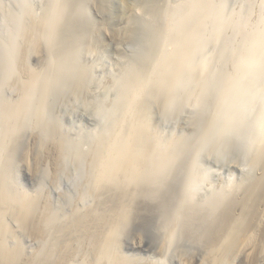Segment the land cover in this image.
<instances>
[{"label":"bare ground","instance_id":"obj_1","mask_svg":"<svg viewBox=\"0 0 264 264\" xmlns=\"http://www.w3.org/2000/svg\"><path fill=\"white\" fill-rule=\"evenodd\" d=\"M51 1L52 6L50 7V4H48L47 7L50 8H45L44 12L40 14L36 13L35 10L33 12L31 8L32 6L26 4L23 12V18L20 16H16L13 12L6 13L5 9L0 10L1 26H8V22L4 19L5 14L7 19L13 20L11 26L6 27V32H0V90L4 85H8V88L10 90L12 88L14 91H17L19 88V94L18 97L15 98V101L7 100L8 98L4 97L0 98V264H103L104 259H106V261L108 262V259L111 258L112 259L109 261H111L112 264H124L126 262L125 259L124 262L118 260L119 258H121V255L119 256L120 253L116 252L117 254L119 253L118 258V256H116L117 254L113 252L117 251L113 249V245L116 243L114 242L116 234L120 232L118 231L120 230L119 227L131 220V214L132 216H135V212H132L133 200L136 197H141L143 198L142 200L145 201L146 198L150 197L148 198L149 201V199H152V196L156 197L157 195H161L157 193H162L158 190L160 187H162L161 185H163V182H166L163 181V179L168 174H170L173 166L172 162L175 161L176 156L181 157V155L183 156L184 154H177V152L179 151V147L182 145L181 143L185 141L182 136L179 135L174 137V133L173 136L167 137V139H164L165 141H163L160 137L158 138L156 133H153L154 131H151L152 129L150 130L151 107L154 104H158V106H160L161 110L164 112H166V109L170 108L171 105V108H177L175 105L176 103H178V100H173V103L174 101L176 102L175 105L171 102H167L168 97H170L171 94L169 92L172 91L173 95L175 96L177 94L180 95V92L178 93V91H176L177 88L178 90H180V87H182L181 89H184L183 91L185 93L181 90V94L183 95H177V98L180 99V97H185L184 100L183 98L180 99L182 100V102H192L194 99L197 102L198 99H203L207 94H209L206 92L208 90V87L212 88V84L208 85V83H210L208 81L210 79L211 81H217L212 78V75L214 74L213 59L215 58L214 56L215 53H217V49L219 53L217 59L220 61H217L218 66L221 61H223L222 63H224L226 62L225 60H227V63H229V60L231 61L233 68L231 73L233 76H231V74L230 76L229 74H222L218 75L219 77L217 76V79L220 78L221 82L223 83L224 87L222 86L221 90L223 92H227L228 95L230 92V94H233L234 97V99L231 100V102H233L231 104V102L228 101L229 99H231V97H228L226 93L225 97L224 95H221L223 94L221 93V91H218V96L220 99H218L217 97L216 101L218 102V100H220L221 104L219 102L217 104H220L221 106L224 102V104H226L228 101L231 104V107L234 104V108L232 107V110L234 111L235 108H238L235 107V105H238V103L241 101L240 104L242 103L241 105L243 106V110L240 109L241 106L236 110L240 109L241 111H246L247 109L245 110V108L251 106V102L253 100H257L258 102V98L255 94L256 92H258L259 94V92H263L264 90L262 89L263 86L261 85L263 80H260L264 77V16L259 17V19L261 18L260 20H258L259 22L256 20L257 22L251 23L250 21H248V17H244L245 14H241V11L233 14L231 13V15L226 14V11H228V9H226L227 6L224 5L225 3L223 0H136L137 2L135 3L134 1L131 2V0H120L123 9L122 16L127 18V26L124 32L125 35H127L128 38L130 37V35H132L130 37L132 38L134 33H136L138 29H143L142 31L144 32V34L148 35V37L144 39L147 42L149 41L147 43L148 46H146L147 53L143 54L142 56L136 55L138 56H135L137 60L134 59L135 57H132L133 60L129 58L132 60V64L133 61H135L136 63L132 66L130 65V62V64H126V67H124V65L123 68H121L122 70L118 68V66L117 69L113 68V70H117V72L119 69V72L115 76L113 74H115L116 72L113 73L111 71H108L109 73H106L107 76H109L110 73H112L113 75L108 77H111V79L109 80L112 84H109H111L112 86L110 85V87L107 88L109 90L117 89L118 92V94H115V96L118 95L116 96L117 98L114 99L116 101H114L113 99V101L110 100L111 103L109 107L113 108H111L112 110L109 108L111 110V114L106 110V112L110 116H113V120L111 121L112 116L107 117L108 114L105 112L104 113L107 115H101L99 113L101 115L100 116L97 113L99 117L102 118L103 116L104 122L102 121V123L103 125L105 123V125H101L103 126L102 128L100 127L101 130H99L101 132H98L99 134H95L94 138L92 137V147H90L89 150H87L85 153L84 151L82 152V150L77 152L79 147L76 148L77 150L74 149L75 147L71 145V139H67V137L65 136L64 139L59 135L61 139H64L61 140L62 142H60L58 140L60 138H55V133L58 134V130L60 133L62 127L56 128L53 126L55 124L53 121V124L51 125L52 122L50 121L49 123L48 120L45 119V115L47 112L46 110L48 109L46 107L48 94L52 93L50 92L52 88L53 90L56 88L55 85L60 82L62 84L63 80L64 83L66 82L65 79H62V81H60L61 79L58 78L70 79L73 73H77L75 75L77 76V78L74 80H76L75 82L77 84L81 83V85H76V87H80L79 90L83 91L84 88L82 89L81 86H85L86 83L89 82L88 80L94 78L92 77V75H94L95 72V69L92 67V65L90 67L88 66L89 64L87 65L86 63L80 61L81 57L79 48H83L85 44L81 47L77 46L78 48L76 47L77 49H74L73 47L75 45L72 43V40H70V43L68 40L69 44H66V38V40L62 41L61 46H59L58 49L57 37L60 36V38L64 39L66 36L64 37L63 35H68L69 32H71L70 28L74 27L73 25H75L78 16H83L82 9L80 7V9H74V5L71 6L72 3L75 2V0ZM69 1H71V3H69ZM97 1L98 3H104L103 5L107 6L105 2H108V0ZM250 3H252V1H250ZM255 5H257V3ZM72 7L74 10L72 9ZM102 8L104 7L102 6L101 9ZM239 10H241V8ZM138 11H141L139 12L140 15L138 14V17L140 16L139 18L136 17V12ZM105 12L107 11L105 10ZM259 12H261V10ZM64 13H67V15L69 16V19L67 18L69 22L65 20L63 16ZM124 13L126 14L125 16ZM250 15L248 16L250 17ZM258 15L259 14L257 13V16ZM250 19L252 20V17ZM65 22L67 24H64ZM71 23L72 25H70ZM105 26L106 25H104L103 27ZM246 26H248V28ZM77 27L75 26L73 30H75V28ZM76 30L75 32H77ZM67 31L68 33H66ZM233 31L237 34L239 33L240 37L238 36L239 40L237 41L239 42V44L233 43L231 40V36H229V33ZM79 34V39L81 37L85 38L89 36V34H83V31H81ZM115 34L116 36L119 35L118 33ZM124 37L125 36H123V38ZM75 38L71 39H73V41L75 42ZM78 38L76 39L78 40ZM90 40H92V38ZM83 41H86V39H84ZM212 42L215 44L214 46H212L213 48L208 47V44H211ZM71 43L73 44V47H71ZM8 44H10V46H8ZM87 45L88 44H86V46ZM213 50L215 52L214 54ZM84 52L91 53L90 49L88 51L85 50ZM212 56L214 58H212ZM32 57L41 64V69L38 70L37 68V70H35L36 67L27 64V60ZM69 63L72 67L69 65ZM230 64L227 65L229 66ZM28 65L30 67H33L34 69L30 68ZM105 71L106 70L102 72L105 73ZM234 74H236V79L234 78ZM20 75L23 77H21ZM95 75H97V73ZM108 78L106 79L107 81H109ZM57 79L60 82H55L57 81ZM179 79L181 81H178ZM222 79H224L225 81ZM77 80H79V82ZM105 82L106 81H104V83ZM179 82H181L182 86ZM53 83L56 84L53 85ZM73 83L74 82H72V84ZM217 83L218 85H221L219 82H216V84ZM258 83L260 84V88H256L259 85ZM90 84L89 86L91 87L92 85L94 86L95 84H97V82H95V84L92 83V85ZM109 84H105L104 86L102 83V86L105 88L103 90H106V86H108ZM114 86L116 87V89H114ZM213 86H215V84H213ZM13 87L18 88L14 89ZM76 87H74V91H76ZM224 88L225 90H223ZM108 89L106 90V92L109 91ZM258 89L260 91H258ZM69 90L71 91V89ZM103 92L105 93V91ZM213 92H210V95H212L211 93ZM15 93L17 95L18 92ZM38 94L39 96H41V99H38ZM192 95L195 96L194 99H192ZM191 96L192 100L190 99ZM227 97L229 99H227ZM207 98L206 101H211V96L209 100H207ZM238 99L239 101H237ZM213 100L214 97H212V101ZM235 100L237 101L236 104L234 103L236 102ZM200 101H198L197 103L198 106ZM182 102L180 104L181 108H183L184 110V106H186L188 103L182 106V104H185ZM203 103L204 101L202 102V104ZM229 103H227L226 106L229 105ZM244 103L246 104L245 107ZM191 104L195 105L196 103H190V105ZM116 106L119 108H117V112H119V114L115 113ZM158 108L159 107H157V109ZM171 108L168 109L167 112L169 110V112H171ZM261 108L262 109L259 111V114H257L255 123L252 127L254 133L249 138V143L243 148H240V144L242 141H238V139L240 140V134L237 135V133L240 132V129L238 127H233L234 125L237 126L236 122H238V120L236 119V122L234 123L230 122L233 124V126H231L228 121L225 120V118L227 119L228 116L232 117V115H234L235 112L232 114L231 108L230 110L227 109L226 111L224 109V111L226 112L224 113L223 111L222 113V115L224 114L222 117L224 118V120L222 119L223 121L221 120V122H219V120L217 122L218 125L220 123L222 124V122L224 124V121L225 123L227 122L228 131L229 129L230 131L232 130V132L234 130L237 131L235 134L236 137L239 136V138L237 137L238 139L236 138L235 141H232L231 137L229 135H226L228 134V132L226 131V134L224 133L225 131L223 130V128L221 129L223 133L220 130L217 131L216 134L212 133L216 138H218L217 143H224L226 145L225 146L223 144H220L219 147L214 144V150L215 148L217 150V147L221 148L222 146L224 151H226L227 149L229 150V148L232 147L234 149V152L239 150L243 155L244 160L248 163L250 172L247 175L245 174L246 176L243 175V177H245L243 178L242 185L238 184L239 188L238 185H236L237 187L235 189L231 188V182H228V184L225 186L221 185L220 187L222 188L217 190L214 189L217 192L208 193L207 195L205 194L206 196L201 198L198 197V195L201 191L200 185L202 184V180H204L205 176L203 174L204 177H194V175H192L194 172L191 171L190 173H193L189 176L187 186L184 190H182V194L180 195V197L178 196V199L181 198V203L180 205H178L179 208L175 209L173 212L171 220L173 225L171 228H173L174 230L172 229L173 231H169V234L166 235H162L163 233L161 232V236H164L163 240L165 242H168V245H170V242H173L174 237L179 234V229L183 227L180 226L185 225H180V221L182 218L181 214L186 212V215H184L188 216V218L191 219V222L195 219V217H198V219L196 218V221H198L199 217L201 216L202 218H204V221L207 220L206 222H208L209 224V229L212 231V234H209L212 235L210 236L211 238H209V241L211 240L212 244L214 243V246L205 244L206 247H209H205L206 249L204 250L203 258L197 264H226L227 261H225L226 263H224V260L227 259V256L225 258V255H229L226 253H228L229 251L231 252V250H233L234 248L238 249L241 255H250L251 252L262 253L258 256H263L264 254V241L260 245H258L257 243V236L259 237V235H257V232L259 231V229L263 230V228L261 227H263L262 219L264 215V197L261 198L263 200V203H260L261 207L258 205L259 203H257L260 200L258 197H262V194H259L261 192H264V107ZM94 109L95 108H93L92 111H94ZM96 110L98 109L96 108ZM227 111L229 112V114H227ZM176 113L181 114L182 112ZM115 114L117 116L114 117ZM197 114L199 113H196L195 115L193 114V116L190 115L192 117L188 121V123H190L189 125L190 127L192 126V128L195 127L196 124L198 125L199 119L196 117ZM244 114L245 113L239 112L235 113V115L239 117V121H243V119L247 117V113L245 115ZM239 115L243 119H241ZM210 117L211 120L208 122H212L214 120L212 118V115H210ZM105 118L108 119H106L107 122H105ZM109 118H111V122H109ZM185 119L186 118H184V120ZM216 120L217 119L215 118V122ZM55 122L57 124L58 121L56 120ZM207 124L208 126L210 125L209 123ZM212 127L208 128L211 130ZM237 128L239 129V131L236 130ZM24 131L36 132L34 133L37 135V137L35 136L34 138H37V140L34 139V143L36 142L35 144L37 146V151L40 150V156L38 157H41V152L45 150V148L43 147L46 146V142L49 143L51 148L49 149L52 150L53 153L55 152L54 155L51 156V162L55 163V166L53 167L54 170L56 169V171L59 170V165L61 167L65 164L61 163L64 156L67 155L69 157L65 158L64 160L71 159L70 155L72 154L73 150L74 153H81L83 157H87L88 159L85 160V162H88L86 164L87 169L85 172L83 170L84 165L82 166V164L85 163L80 161L83 159L82 156H77V158L74 156V158H72L73 160L75 158L78 159V161L76 159L75 161H77V165L81 167L76 168V171L78 172L76 175L73 174L74 176H72V178L74 186H77H75L74 188L75 192L78 193V196L76 197H78L79 201L83 203L81 205L76 204V206H73L72 211L69 210V213H71L68 216H66L67 214L61 213L62 216L60 215V217L66 216V218L65 220L63 219L64 222H60V225L58 224L59 221L57 222L55 220V216L58 213L57 211H61L64 209H59L55 212L50 205L51 203H49L48 199L50 198H46L47 195L45 196L46 203H44V196L42 197L44 193L42 194L41 192L42 195L40 193V195H38L37 192L35 194H31L28 191L15 190V188H13V184L9 183L10 178L8 177V175L9 173H11V171L15 173L14 157H16L15 154L20 145V136ZM32 132L29 133V135H32ZM201 133L199 134L202 135L203 133ZM224 134L226 135V137L228 136L227 139ZM235 134L232 136L235 137ZM211 136H207V139H211L213 144V142L215 141V137ZM223 137L224 139H226V141L223 139ZM220 138L221 140H219ZM229 139L232 141V143ZM187 143L188 141L186 142V144ZM228 145L230 147H228ZM71 148L73 149L72 151ZM232 148L230 150H232ZM80 149L81 148H79V150ZM48 153L52 155L50 151L47 152V154ZM217 153L219 154L218 151ZM22 154L25 171L29 174L31 168L26 163L27 160L25 161V159L27 158H25L26 155L24 156V153ZM43 157L41 159H44L46 161V159L49 158V155L47 156V158ZM37 159L39 161L40 158H36V160ZM41 159L38 164L36 163L37 165L34 166V169L36 171H40L38 170V168L40 166L39 163L42 162ZM49 162H46V165L47 163L50 165L52 164L51 162ZM76 163L73 164L76 165ZM44 165L45 163L43 164V166ZM66 166L68 165L66 164ZM63 168H65V166H63ZM44 171L45 173L51 174L50 169V173L46 172L47 170ZM41 172H43V170ZM252 173L257 174V176L254 175V178L251 175ZM52 175H55V173ZM66 175H68L67 172ZM186 175L185 179H187ZM41 179L42 178H40V180ZM166 179L169 182L170 180L172 181L171 178ZM8 185H11L12 189L17 193L15 191L11 192ZM42 186L43 185H40L38 187L40 188ZM39 191H41V189H39ZM236 192H238L237 198H239L240 200L234 199L236 198V195L234 194ZM240 192L241 195L239 196ZM231 193L232 195H230ZM67 196H69V200H74L75 196L73 197V199H70L71 195ZM91 197L92 199H98L97 202L101 205V208H99V210L98 208H93L94 205H91V203V206L86 207L87 201L91 199ZM196 198H201V201H197ZM41 200L43 202H41ZM93 200H91V202H93ZM136 200L134 202L138 203V201ZM140 200L141 199L139 198V202ZM177 201L178 200H176V202ZM134 205H136V203ZM137 205L140 206L139 204ZM256 207H260V212L255 211L258 209ZM216 209H219L218 211L220 212L221 210H223V212H225L224 215L227 216V221L223 226L218 225L216 221V219L218 220V218L215 217ZM218 211L216 212V214L218 213ZM54 213L56 214L54 215ZM60 217H58V219ZM53 218L55 220V223L58 224V226L56 227L57 224L54 223V228L52 226ZM163 218L166 219V217L164 216L162 217V219ZM194 221L193 226L194 223H196V221ZM222 221L223 220H221V222ZM186 222H188V220ZM201 223H203V221H201ZM168 225L170 226V224ZM190 226L192 227V225ZM185 230L186 229H184V231ZM17 232H21L26 235L29 234L32 236V238L36 239V241L40 243V247L37 248L38 250L33 251L34 254H26L27 256H24V247L20 242L21 240L17 235ZM69 235H73L72 238L73 240L78 242L77 244L81 242L80 244L82 245V247L86 246V249L88 248L87 250H89L92 258L94 257V259H91L90 257L89 259L91 261H85L84 258H82L83 261L79 259L80 261L76 263L77 261L74 258H76L79 254L77 250L81 247L79 244L78 249L76 248L75 251L74 248L73 251L70 250V247L72 246L69 245V242H71V237L68 238ZM8 236L10 238H12L13 236L14 244L10 242L12 245H8V240L6 241ZM262 237H260V239ZM73 240L72 244H75L73 243ZM84 244L86 245L84 246ZM166 245L167 243L165 244V246ZM83 250H85V248ZM74 253L75 255L77 253L78 254L75 256ZM87 254L90 255L89 253ZM88 257H86V259H88ZM256 257L257 256L253 258ZM228 258L229 260L231 259L230 257ZM258 258H256V260ZM251 260L253 261L252 258ZM256 260H254L255 263ZM260 264H264V261H261Z\"/></svg>","mask_w":264,"mask_h":264},{"label":"rangeland","instance_id":"obj_2","mask_svg":"<svg viewBox=\"0 0 264 264\" xmlns=\"http://www.w3.org/2000/svg\"><path fill=\"white\" fill-rule=\"evenodd\" d=\"M133 1H134V3L137 2L136 0H131V2H133ZM223 1L225 3L224 5L227 6V7L225 6L226 9H228V11H226V14L231 15V13L233 14V13H237L238 11H241V14L242 15L245 14L244 17L245 18L248 17L249 18L248 21H250L251 23L257 22L258 20L261 19V18L259 19V17L264 16V9H263V7H264L263 2L264 1L263 0H261L262 4L260 3V0H256V1L250 0L254 4L250 3L249 0H223ZM120 2H121L120 0H110V1L108 0V2L107 1L105 2L107 4V6H106V5H103L104 3H101V2H100L101 3V5H100V3H98L97 0H75V2H73L71 6L74 5V9L80 7L82 9L83 16L81 17L79 15L78 19H77V21L78 20L79 21L78 22L76 21V23L75 22H72V23H75V25H73L74 27L79 26L77 28L79 30L83 31V34L84 33L87 35L89 34V36H87L85 38L83 37L84 39H86L87 42L83 41L84 39L82 37H81L82 40H81V38L80 39L78 38L80 35L79 33L81 31H79L77 28H75V30L77 29L76 30L77 32H75V30H73L74 29L73 26H70V27H73V28H70V31L72 32V34H71V32H69L70 35L64 34L63 36L64 37L66 36L65 38L63 37L64 39H62V38H60V36H58L60 38V40L57 37L58 49H59V46H61L62 41L66 40V38H67L66 44H69L70 40H72V43L75 46L73 47V44L71 43V47H73L74 49H77L79 46L81 47L85 44L83 46V48H79L80 49V57H81L80 61L83 63H86L87 65L89 64L88 66H90V67L92 65V67L95 69V70L93 69L95 71L94 75L96 73L98 75V76L92 75V77H94V78L90 79L93 84H95V82H97V84H95L93 86L91 81L88 80L89 82L86 81L87 83L85 86L88 87L90 83H91L90 85H92V86L88 87L89 90L87 87L81 86L82 89L84 88L83 91L79 90L80 87H78V88L76 87V85H78V86L81 85V83L77 84L75 82L76 80H74L77 78V76H75L77 73L76 74L73 73L74 75L72 74L70 79L58 78V79H61L60 81H62V79H65L66 82L64 83V80H63L62 84H61V82L58 79H57V81L54 80L55 82L58 83V81H59L60 83H58L57 85H55L56 83L55 84L53 83V85H55L56 88H55V86H54V88H55L54 90L52 88L53 91L52 90L50 91L52 93H50L51 95L48 94V100L46 101V107L48 109L46 110L47 112L45 115V119H47L49 123H50V121L51 122L53 121L55 124H56L55 121L57 120L58 121L57 124L56 125L54 124L53 126L56 128L62 127V130L60 129L61 132L59 133V130H58V134L55 133L54 137L58 139L60 137L64 138V136H65V137H67V139L68 138L71 139V141H72L71 145H73L75 147L74 149H76L77 147L81 148L80 150L78 148L77 152L82 150V152L84 151L86 153V151L89 150L90 147H92L91 146L92 145L91 141L93 140L92 137L94 138L95 134H99L98 132H101V131H99V130H101L100 127L102 128L105 125V123H104V125L102 123V121L104 120L103 116L101 118V117H99V115L100 114L101 115H103V114L107 115L108 113H110L111 110L113 109L112 107H109L110 103H111V101H113L114 99L117 98L116 96H118V95L115 96V94H118L115 86H114V89H116V90L111 89L113 87L110 88L111 90L108 89L110 87V85L112 84L109 80V79H111V77L108 78L109 76L112 75V73H110V75L107 76V74L109 73L108 71H111L113 73L116 72L115 74H113L115 76L119 72V69L117 72V70L115 71V70H113V68L117 69V66H118V68L121 69V68H123L124 65H125L124 67H126L127 66L126 64H130V62H131L130 65L132 66V65L136 64L135 61H133V64H132V60H133L132 57H135L136 55L142 56L143 54L147 53L146 46H148L147 43L149 41L147 42L146 40H144L148 37V35L144 34V32L142 31L143 29L142 30L138 29L136 32L137 35H136V33H134L132 38H130L132 36V35H130V37H129L130 39L128 38L127 35H125L124 32H125V28L127 26V18L122 16L123 15L122 14L123 9H122V4ZM69 3H71V1H69ZM256 3H257V5H255ZM26 4L32 6L31 8H32L33 12L35 10L36 13L40 14V13L44 12L45 8L48 9L52 6V1L51 0H46V1L45 0H0V10L5 9L6 13L7 12H13L16 16H20L23 18V14H24L23 12H24ZM48 4H50V7H47ZM120 4H121V6H120ZM99 6H100V8H99ZM102 6L104 8L101 9ZM109 7H111V8H109ZM238 8L239 9L241 8V10H239ZM72 9H73V7H72ZM104 9L107 12H105ZM260 10L262 13L259 12ZM139 12H141V11L136 12V15H137L136 17H138V14L140 15ZM247 12H251V13H247ZM257 13L259 14L258 16H257ZM247 14L248 15L251 14L250 17ZM104 15H106V16H104ZM125 15L126 14L124 13V16ZM63 16H64L65 20H67V18L69 19V16L67 15V13L66 14L64 13ZM251 17H252V20L250 19ZM254 18H256V19H254ZM4 19L8 22V26H6V27H10L11 24L13 23V20L7 19L6 14L4 15ZM67 22H69V21L67 20ZM72 23L70 25H72ZM64 24H67V23L65 22ZM102 25L103 26L106 25V26L103 27ZM99 26L101 27V29ZM6 27H3L0 25V32L1 33L6 32V30H7ZM246 27L248 28V26H246ZM139 30H140V32H139ZM122 31H123V33H122ZM66 33H68V31ZM115 33H118L119 35L116 36ZM77 34H78V36H77ZM229 34H230L229 36H231L232 42L239 44V42H237L239 40V37H240L239 33L237 34L236 32L233 31ZM72 35H74V36H72ZM120 35H122V36H120ZM123 36H125V37L123 38ZM75 37L78 38V40ZM71 38H75L74 39L75 42ZM91 38L93 41L90 40ZM68 40H69V43H68ZM59 41H61V42H59ZM86 44H88V45L86 46ZM214 45L215 44L212 42L211 44H208V47L213 48L212 46H214ZM8 46H10V44H8ZM60 48H62V47H60ZM89 49H90L91 53L84 52L85 50L88 51ZM15 50H16V48H15ZM144 51H146V52H144ZM215 52H216V49H215ZM215 52L213 50V54ZM218 54L219 53H218V49H217V53H215V56H214L215 58L212 56V58H214L213 59V72H214L213 75H214V77L212 75V78H214L217 81H214V80L211 81V79L208 81V82H210V83H208V85L212 84L211 85L212 88L208 87V90L206 92V93H209V94H207L208 96L205 93V95L208 98L204 95L205 97L203 99H200L201 101L198 99V101L201 102V103L199 102V106L197 104L198 101L196 102L194 99L195 98L194 95H192L193 98H192V96L190 97V99L191 98L194 99L192 102H190L189 100H188L189 102H187V101L182 102V100H180V99L183 98V100H184L185 97H180V99H178L177 98L178 94L175 96V95H173V92L171 91L169 93H171L173 96L170 94V97H168L167 103H170V102L173 103V100H175V101L178 100V103H176L175 101L173 103L174 105L176 103L175 106L178 108V111H177V108H175L176 110L173 109V107L171 108V106H172L171 105L170 108L172 109V111L169 112L170 111L169 110L167 112V110L170 109V108H168V104H167L168 109H166V112L162 111L160 106H158V104L157 105L154 104L151 107V124H150L151 127H150V130L152 129L151 131H154L153 133H156L158 138L160 137L161 140H163V141H165L167 139V137L173 136L174 133H175L174 137L179 136V135L182 136L185 141H183V143H181L182 145L179 147V149H178L179 151L177 150L178 151L177 154L179 155V154L184 153L185 155L183 154V156L181 155V157H179V156L175 157V161L172 162L173 166H172L170 174H168L163 179V181H166V182H163V185H161L162 187H160L158 190L159 192H162V193H157V194H161V195H159V196L157 195L156 197L152 196V199L151 200L149 199V201H148V198H150V197L146 198L147 200L145 199V201L142 200L143 198L139 197L141 199L140 202H139V198H137V197L133 200L132 212H135L134 213L135 216H132V214H131V216H130L131 220H129V222H126L127 223V224L125 223L126 225L123 224L119 227L120 230H118V231H120L121 233L118 232V234H116L115 241H114L116 243L114 244L115 246L113 245V249L117 250V251H113V252L115 254H117L116 252L120 253V254L119 253L118 254H119V256L121 255L120 256L121 258H119L118 254L116 256H118V258H119L118 260H121V262L122 261L124 262V259H125L126 262L124 264H126V263L127 264L128 263L129 264H152V263H154V264H197V263H199V261L202 260V258H203L204 250L209 247V246L206 247V245L214 246L213 245L214 243L212 244V241L211 240H210L211 242L209 241V238H211L210 236H212L209 234H212V231L209 229L210 227H209L208 222H206L207 220L204 221V218H202V216L199 217L198 221H196L198 219V217H195L194 220L196 221L197 225H196V223H194V226H193L194 220L191 222V219H189L188 216H185L186 212L181 214L182 218L180 221V225L181 224H185V225L180 226V227L183 226L182 227L183 229L182 228H180L181 230L179 229V231H178L179 234H177V236L174 237L173 242H170V245H168L169 244L168 242H165L163 240L164 236H161V232L163 233L162 235H164V234L166 235V234H169V231H171L173 229V228H171L173 225L172 221H171L172 216H173V212L175 209L179 208L178 205H180V203H181L180 202L181 198L178 199V196L180 197V195L182 194L181 193L182 190H184L185 187L187 186L189 176L193 172L194 173L192 175H194V177L203 176V174H204L205 178H204V180H202V184L200 185L201 191L199 192L200 194L198 195V197L202 198V197L206 196L208 193L217 192L216 191L217 189L222 188V187H220L221 185L225 186L228 184V182H231L230 183V185L232 186L231 188L236 189V187H237L236 185H238V184L242 185L243 178L247 174H249V172H250L249 165L244 160L243 155L241 154V152L239 150L234 152L233 151L234 149L231 147L232 150H230L231 148H229V150L227 149L226 151H224L223 147L221 146V148L217 147V150L215 148V150H216V152H215V150L213 149L214 144L216 146H219L220 144H223V145H225V144L224 143H217L218 138H216L213 134H216V132L219 130L222 132L221 129L223 128V130L225 131L224 133L226 134V131H227L228 134H226V135H229L231 137L232 141H235V139L237 137L239 138V136H240V140L237 138L238 141H242L240 144V148H243L245 145H247L249 143V138L254 133V131L252 130V127H253V124L255 123V118H256L257 114H259V111L262 109L261 107H264V90H263V92H259V94H258V92H256L255 95L258 98V102H257V100H253L251 102L252 105L249 103L252 107L251 106L248 107V105H247L248 108H245V110L246 109L247 110L241 111L240 109L243 110V106L241 105L242 103L240 104V102H241L240 101L238 103L239 106L235 105V107L239 108L241 106V108L239 110H236L238 108H235L233 111L232 107L234 108V106H233L234 104L232 105V107L230 106L233 103V102H231V100L234 99L233 94L231 95L229 92V95H228L227 92H223L221 90L223 83L221 82L220 78H219L220 80L217 79L219 77L218 75H222V74H227V75L229 74V76H230V74L232 73V70H233L232 63L229 60H228L229 63H227V60H225L226 62H224V63H222L223 61H221V63L223 65L220 63L218 66V62H220L217 59ZM136 57H138V56H136ZM136 57L134 59H136ZM129 58H131L132 60ZM97 63H98V65H97ZM27 64H29L30 66L32 65L33 67H36L35 70H37V68H38V70L41 69V64L39 62H37L33 57L29 58L27 60ZM227 64H230V65L228 66ZM69 65H70V63H69ZM130 65H128V66H130ZM33 67H30V68H33ZM224 67H225V69H224ZM230 69H231V71H230ZM104 70H106L105 73L102 72ZM231 76H233V75L231 74ZM235 76H236V74H234V78L236 79L237 77H235ZM21 77H23V76H21ZM89 77H88V79H89ZM107 78L109 81L106 80ZM226 78H228V77H226ZM93 79H95V80H93ZM97 79H99V80H97ZM180 79L178 81L182 80V79L181 80ZM222 80H224V79H222ZM260 80H263L261 85L263 86L262 89H264V77L261 78ZM77 81L79 82V80H77ZM104 81H106V82L104 83ZM72 82H74V83L72 84ZM101 82L103 83L104 86H105V84L107 85V84L111 83L108 86H106V90L107 89L109 90L108 92H106V90H103L105 88L102 86ZM216 82H219L221 85H218V83L216 84ZM179 83L182 86L181 82H179ZM84 84H82V85H84ZM213 84H215V86H213ZM177 85H178V83H177ZM259 86H260V84L256 88H260ZM74 87L77 88L76 91H74L75 90ZM13 88L17 89L16 87H13ZM181 88L182 87L179 88L180 90H178V88H177L176 91H178V93L180 92V95H183V94H181V90H182V92H184L183 91L184 89H181ZM216 88H218V89H216ZM69 89H71V91ZM11 90L14 91L12 88H11ZM11 90L8 88V85H4L2 87V89L0 90V98L4 97V98H8L7 100L15 101V98H17L18 94H19V88L17 91H14V92H12ZM213 90H214V92L216 91L217 94H216V92L214 93ZM223 90H225V88ZM103 91H105V93ZM218 91H221V93H223L221 95L225 96L227 94L228 97L230 96L231 99H229L228 97H227V99H229L228 101H230L231 104L227 100H226L227 103H229V105H227V106H226L227 103L224 104L225 102L223 103L224 105L222 104L220 106V104H221L220 100H218V102L220 104H217L218 103L216 101L217 97H218V99H220L218 96L219 95ZM258 91H260V90L258 89ZM15 92H18L17 95ZM210 92H213L211 94L212 95L214 94V95L213 96L210 95ZM252 92H253V90H252ZM180 95H178V96H180ZM210 96H211V101L209 100ZM38 97H37L38 99H41V96H39V94H38ZM212 97H214L213 101H212ZM206 98H207V100H209V102L206 101ZM46 99H47V97H46ZM224 99H226V98H224ZM114 101H116V100H114ZM180 101L182 103H185V104H182V106H184L188 103L186 106H184V110H183V108H181V104H180L181 102ZM203 101H204V103L202 104ZM237 101H239V99ZM237 101L234 103L236 104ZM47 103H48V106H47ZM190 103H194V104L196 103L197 105L196 104H195L196 106L193 104L190 105ZM179 104H180V106H179ZM245 106H246V104L244 103V107ZM157 107H159V108L157 109ZM93 108H95L94 111H92ZM96 108L98 110H96ZM109 108L110 109L112 108V109L110 110ZM117 108L118 107L116 106L115 113L119 114V112H117ZM230 108H231L232 114L234 112L235 113L236 112L245 113V114L247 113L246 114L247 117L245 119H243L239 115L241 117V119H243V121L241 120L242 122L239 121V119H238L239 117H237L238 113L236 114L237 116L234 113L235 117H234V115H232V117L228 116L227 119L225 118V120H227L231 126H233L232 123L236 122L235 121L236 119L238 120L239 123L236 122L237 126H235V125L233 126V127H238L240 129V132L237 133V135L238 134H240V135L237 137L235 134L237 131L234 130L232 132V130L230 131V129L228 131L227 122L225 123V121H224L225 126H224L223 122H222V124L220 123L219 125L217 122L219 120H220L219 122H221L222 119L224 120V118H222L224 114L222 115V113H223L224 109L226 111L227 109L230 110ZM179 109H180V111H179ZM95 110H96V112H95ZM106 110L109 112L107 113ZM192 110H193V112H192ZM225 111H224V113H226ZM228 111H227V114H229ZM94 112H95V114H94ZM104 112L107 114H105ZM176 112H180V113L182 112V113L177 114ZM97 113L98 114L100 113V114L98 115ZM196 113H199L196 116L199 119L198 120L199 122H198V125L196 124V126L192 128V126L190 127V125H189L190 123H188V121L191 119L193 114L195 115ZM190 115H192V116H190ZM210 115H212V118L214 119V120L212 119L213 120L212 122H208L211 120ZM244 115H243V117H244ZM111 116L109 114L107 115V117H111ZM115 116H117V115L115 114L114 117ZM225 116H227V115H225ZM104 117H106V116H104ZM183 117L186 119L184 120ZM215 118L217 119L216 122H215ZM106 119L107 118H105V122H107V120H108V119L107 120ZM110 119L111 118H109V122H111L113 120V116H112L111 121H110ZM53 122L51 123V125L53 124ZM230 122H232V123H230ZM207 123H209L210 125L208 126ZM101 125H103V126H101ZM208 127L209 128L212 127V129L210 130ZM233 127H231V128H233ZM238 128L236 130L239 131ZM31 132L30 131H24L20 136V140H19L20 145L16 151V154H15L16 157H14L15 173L12 171H11V173H9V175H8V177L10 178L9 183L13 184V186H14L13 188H15V190H24V191H28L31 194H35L37 192L38 195H40L41 192H42V194L44 193L43 195L41 194L42 197L44 196V199H45V200L43 199L44 203H46L45 202L46 198L47 199L50 198V199H48L49 203H51L50 205H51L53 211H55V212H56V210L64 209V210H61L62 212L57 211L58 215L56 213H54V215L56 214L55 220L57 222L59 221L58 224L60 225V222H62V221L64 222L66 216L70 215L71 212L69 213V210L72 211L73 206H76V204L81 205L83 203V202L81 203L79 201L78 197H76V196H78L77 195L78 193L75 192L74 188L76 185L74 186L72 176L77 174L78 171H76L77 170L76 168L80 167L76 163L78 161V159H76L77 156L78 157L82 156L83 159L80 161L85 163V164H82V166L83 165L85 166V167L83 166V170L85 172L87 169L86 164L88 163V162H85V160H88V159H87V157H83V155L81 153H79V154H77V152L74 153V150L72 149L73 147L71 146L72 147L71 151L72 150L73 151H72V154L70 155V157L72 159L75 156L76 157L75 159L77 161H75V159L74 160L72 159L75 162H73L71 159L64 160L65 158H69L66 155L63 157V159L61 161L62 164L65 163L63 165V166H65V168H63V166H61L62 167L61 168L59 165V168H58L59 170L56 171V169L54 170V167H53V166H55L54 165L55 163L51 162L52 161L51 156H53L55 152L53 153L52 150H50L51 149L50 145H49V143L46 142V146L43 147V148H45V150L43 152H41V157H38V156H40V152H39L40 150L37 151V146L35 144L36 142L34 143V141L37 140V138H34V137L35 136L37 137V135L35 134L36 133L35 131H34L35 133L32 132L33 133L32 135L31 134L29 135V133H31ZM198 132L199 133L202 132L203 134L201 133L202 135H200ZM234 134H235V137L232 136ZM23 135H25V136H23ZM59 135H60V137H59ZM82 135L84 136V138ZM211 135H213V136H211ZM226 135H225V137H226ZM79 136H80V138H79ZM207 136L215 137V141L213 140L214 141L213 144H212L211 139H209V138L207 139ZM220 137H222V136H220ZM227 137H226V139H227ZM64 139L60 138L58 140L60 142H62L61 140H64ZM223 139H224V137H223ZM226 139H224V140L226 141ZM219 140H221V138ZM224 140H222V141H224ZM187 141H188V143L186 144ZM232 141H231V143H232ZM234 144H235V142H234ZM183 145L186 147H184ZM229 145H228V147H230ZM69 147H70V144H69ZM46 151L47 152L50 151L52 155H50L49 153L47 154ZM217 151L219 152V154L217 153ZM37 152H39V153H37ZM214 152H215V154H214ZM22 153H24V156L26 155L25 158L26 157L27 158L25 159V161L27 160L26 163L31 168V170L29 171V174L25 171V167L23 165V159H22L23 154ZM43 153L44 154L46 153L45 155H47V156L49 155V158H47V156H45ZM43 155H44V157H43ZM42 157L43 158L46 157L48 159V161H47V159H46V161L44 159H41ZM193 157L195 158V160ZM36 158H40L42 160V162L39 163L40 166L38 165L39 166L38 170H40V171H36L34 169L35 168L34 166L37 165L38 162L40 161V159L38 161V159L36 160ZM69 160H71L72 163ZM35 161H37V162H35ZM49 161L52 164L50 165L47 163V165H46V162H49ZM44 163H45V165L43 166ZM73 163H76L77 166ZM66 164L68 166H66ZM73 165H75V166H73ZM51 168H52V170H51ZM74 168H75V170H74ZM41 169L43 170V172H41L42 171ZM49 169H50L51 174L45 173L44 170H47L46 172H49ZM191 171H193V172L190 173ZM66 172L68 175H66ZM185 172L188 175H186ZM54 173H55V175H52ZM58 174H59V176H58ZM44 175H46V176H44ZM185 175L187 176L186 177L187 179H185ZM243 175H245V176L243 177ZM251 175L254 178H255V176H257V174H254V173H252ZM40 178H42L41 179L42 181L40 180ZM166 178H171L172 181L170 180V182H169ZM52 180H54L56 182H54ZM13 182L15 183V185ZM57 182H59V183H57ZM40 185H43V186L39 188L38 186H40ZM234 185H235V187H234ZM38 188L41 189V191H39ZM238 188H239V185H238ZM9 189L11 192L15 191L12 189L11 185L9 186ZM162 189H165V190H162ZM214 189H216V190H214ZM76 190H77V188H76ZM237 191H238V189H237ZM163 193H165V194H163ZM178 193H180V194H178ZM237 193L238 192L234 193L236 195L235 196L236 198H234V197L233 198L240 200L239 198H237V196H238ZM261 194H262V197H258L260 200L257 202V203H259L258 205L260 207H261V204L263 203V200H264V198H263L264 192H261L259 195H261ZM46 195H47V197L45 198ZM67 195H71L70 199L71 198L73 199V197L75 196L74 200H72V201L69 200V196H67ZM230 195H232V193ZM240 195H241V192L239 193V196ZM157 197H159V198H157ZM201 198H196V199H197V201H201ZM261 198H263V200ZM93 199L91 197V199H89L87 201L86 207L94 205L93 208H95V209L98 208V210H99V208H101V205L98 204V202H97L98 199L97 198H93ZM91 200H93V202H91ZM135 200L138 201V203L134 202ZM176 200H178V201L176 202ZM76 201H79L80 203L76 202ZM41 202H43V201L41 200ZM52 203H53V205L55 204L56 206L55 205L53 206ZM71 203H73V204H71ZM90 203H91V205H90ZM131 203H132V201H131ZM135 203H136V205H134ZM137 204H139L140 206H138ZM141 204H143V205H141ZM56 207H61V208H56ZM260 207L259 208L256 207L258 209L255 211L260 212ZM218 210L219 209L215 210V217L218 218V220L216 219V221H217L218 225L223 226V225H225V223L227 221V216L224 215L225 212H223V210H221V212ZM233 210H234V207H233ZM217 211H218V213L216 214ZM61 213L67 214V215L60 217V215L62 216ZM163 216L166 217V219L165 218L162 219ZM222 216L224 217L225 220L223 219ZM58 217H60V218L58 219ZM185 217H187V218H185ZM159 218H161V219H159ZM55 220L53 218L52 226L57 224V223H55ZM168 220L170 223L168 222ZM187 220H188V222H186ZM200 220L203 221V223H201ZM221 220H223V221L221 222ZM263 222H264V215H263V219H262V224H263L262 226L263 227H261V228H263V230L259 229V231L257 232V235H259V237L257 236L258 245H260L264 241V236H263L264 235V233H263L264 232V223ZM58 224L56 225V227L58 226ZM168 224H170V226ZM190 225H192V227ZM195 225H196V227H195ZM54 227L55 226H53V228ZM184 229H186V230L184 231ZM17 233H18L17 235L19 236V238L21 240L20 242L22 243V246L24 247L23 248L24 256L26 254H28V255H32V253L34 254L33 251L38 250L37 248L40 247V243L38 241H36V239L32 238V236L29 234L26 235V234L21 233V232H17ZM260 235H262L263 237ZM72 236L73 235H71V236L69 235V237H68V238L71 237V242H69L70 243L69 245L72 246V247H70L71 248L70 250L73 251V248H74V251H75L76 248L78 249V246L81 242L79 244H77L78 242L73 240ZM260 237H262V238L260 239ZM9 238L10 237L8 236V238L6 239V241L8 240V243H9L8 245L11 244L10 242H12L14 244L13 236H12V238H10V239ZM52 238H53V236H52ZM72 240H73V243H75V244H72ZM200 240H202V241H200ZM38 243H39V245H38ZM166 243H167V245H166L167 247L165 246ZM85 245L86 244H84V246ZM80 247H79L80 249L77 250L79 254L77 253L78 254V255L76 254L77 257L74 258L77 261L76 263H78L80 260H82V258H84L85 261L86 260L89 261L90 257H91V259H94V257L92 258V255L90 254L89 250H87L88 248L86 249V246L82 247V245L80 244ZM84 248L87 251L83 250ZM84 251L89 253L90 255H88ZM229 252L226 253L229 255H225V258L227 256V259L224 260V263H226L225 261H227L226 264H251V263L253 264V262H254V264H260L261 261H264V257H263L264 254H263V256L260 255L261 257L258 256L259 254H262L260 252L259 253L251 252L250 255H243V254L241 255V253H239L240 251L236 248L231 250L230 253ZM75 253H74V255H75ZM231 255H233V256H231ZM252 256L253 257L257 256L256 258H258V257H260V258H258L256 260V258H253ZM86 257H88V259H86ZM228 257H230L231 259L229 260ZM251 258L253 259V261L251 260ZM111 259H108V262L106 261V259H104L103 264L104 263L106 264V262H107V264H112V262L109 261ZM254 260H256V263ZM39 261H41V260H39ZM248 261L251 263H249Z\"/></svg>","mask_w":264,"mask_h":264}]
</instances>
